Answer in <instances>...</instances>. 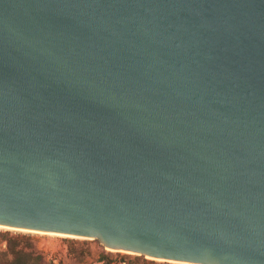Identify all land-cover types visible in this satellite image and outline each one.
I'll return each instance as SVG.
<instances>
[{
  "label": "water",
  "instance_id": "95a60500",
  "mask_svg": "<svg viewBox=\"0 0 264 264\" xmlns=\"http://www.w3.org/2000/svg\"><path fill=\"white\" fill-rule=\"evenodd\" d=\"M0 226L264 264V0H0Z\"/></svg>",
  "mask_w": 264,
  "mask_h": 264
},
{
  "label": "trees",
  "instance_id": "16d2710c",
  "mask_svg": "<svg viewBox=\"0 0 264 264\" xmlns=\"http://www.w3.org/2000/svg\"><path fill=\"white\" fill-rule=\"evenodd\" d=\"M3 238L7 241V247L5 250L0 249V264H44L45 256L42 252L36 250L33 238L30 235L14 234L12 231L6 230L3 233ZM69 240H73V245L75 243L74 240L78 239L71 237ZM92 241L97 242L102 247L101 258L105 260V264L112 262L113 255L121 256L124 261L132 258L136 264H171L170 262L148 259L143 255L107 251L99 240L94 239ZM81 242V246L71 247L70 253L83 260L90 253V248L84 246L89 242L88 239H84Z\"/></svg>",
  "mask_w": 264,
  "mask_h": 264
},
{
  "label": "rangeland",
  "instance_id": "374dc122",
  "mask_svg": "<svg viewBox=\"0 0 264 264\" xmlns=\"http://www.w3.org/2000/svg\"><path fill=\"white\" fill-rule=\"evenodd\" d=\"M6 230H10L14 234L22 233L30 235L33 238L36 250L42 252L45 256L44 264H105V260L101 258L102 247L91 239H88L89 242L84 245L90 248V253L83 260H80L70 253V248L81 246V241L84 239L76 238L78 240H74L75 243L72 245L73 240H69L71 237L0 228V249L2 250H5L7 247V241L3 238V233ZM112 259L110 264H136L132 258L124 261L121 256L113 255Z\"/></svg>",
  "mask_w": 264,
  "mask_h": 264
},
{
  "label": "bare ground",
  "instance_id": "6f19581e",
  "mask_svg": "<svg viewBox=\"0 0 264 264\" xmlns=\"http://www.w3.org/2000/svg\"><path fill=\"white\" fill-rule=\"evenodd\" d=\"M0 228H5V227L0 226ZM6 229H10V228H6ZM21 231H24V230H21ZM31 232L42 233V234H49V235H56V234H53V233H45V232H40V231H31Z\"/></svg>",
  "mask_w": 264,
  "mask_h": 264
}]
</instances>
